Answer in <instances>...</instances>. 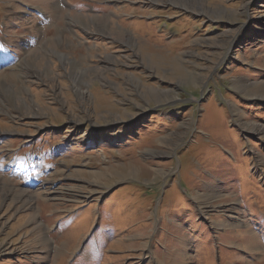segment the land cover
Instances as JSON below:
<instances>
[{
    "label": "rangeland",
    "instance_id": "1",
    "mask_svg": "<svg viewBox=\"0 0 264 264\" xmlns=\"http://www.w3.org/2000/svg\"><path fill=\"white\" fill-rule=\"evenodd\" d=\"M0 49V264H264V0H0Z\"/></svg>",
    "mask_w": 264,
    "mask_h": 264
},
{
    "label": "bare ground",
    "instance_id": "2",
    "mask_svg": "<svg viewBox=\"0 0 264 264\" xmlns=\"http://www.w3.org/2000/svg\"><path fill=\"white\" fill-rule=\"evenodd\" d=\"M104 31H108V29L107 28H105L104 27ZM103 31V32H104ZM78 73H81V71L78 69ZM79 81V77L77 76V79L75 78L74 79V82H75V84L77 83ZM76 86H77V84H76ZM11 88H9L7 91H10L11 93H14L12 90H10ZM77 89V88H76Z\"/></svg>",
    "mask_w": 264,
    "mask_h": 264
}]
</instances>
